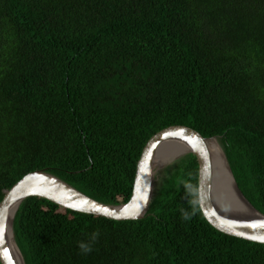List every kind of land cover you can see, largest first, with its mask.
<instances>
[{
	"label": "trees",
	"instance_id": "trees-1",
	"mask_svg": "<svg viewBox=\"0 0 264 264\" xmlns=\"http://www.w3.org/2000/svg\"><path fill=\"white\" fill-rule=\"evenodd\" d=\"M176 124L217 139L264 214V0H0V203L42 170L124 204ZM198 172L193 153L165 169L136 221L28 198L15 240L27 264H264V244L205 219Z\"/></svg>",
	"mask_w": 264,
	"mask_h": 264
},
{
	"label": "water",
	"instance_id": "water-1",
	"mask_svg": "<svg viewBox=\"0 0 264 264\" xmlns=\"http://www.w3.org/2000/svg\"><path fill=\"white\" fill-rule=\"evenodd\" d=\"M174 141L182 142L188 148L184 153H193L198 160V201L200 209L212 227L218 232L245 241L264 244V214L258 211L244 196L233 175L226 155L215 137L204 138L195 129L176 124L154 134L147 142L137 164L133 193L124 204L101 203L64 179L47 171H34L27 174L11 189L5 191L0 203V260L2 264H20L23 256L14 237V221L28 198L40 197L74 211L88 213L115 221L140 220L146 217L150 205L156 197V173L154 160L164 147L171 151ZM210 141L216 142L226 159L228 177L214 182ZM182 154V153H181ZM87 202V203H85ZM11 239L15 248L8 243L7 222L12 211Z\"/></svg>",
	"mask_w": 264,
	"mask_h": 264
},
{
	"label": "bare ground",
	"instance_id": "bare-ground-1",
	"mask_svg": "<svg viewBox=\"0 0 264 264\" xmlns=\"http://www.w3.org/2000/svg\"><path fill=\"white\" fill-rule=\"evenodd\" d=\"M169 144H174L173 146H171V151H166L164 152V146L162 149H160V151L158 152L155 160H154V170L155 167L157 170H160L163 166H165L168 162L171 161V159H174L178 156L181 155V153L183 154L185 151L188 150L187 146L185 144H183L182 142H177L174 141V143H169ZM210 152H211V160H212V175L214 177V182L215 181H220L223 178L228 177V173L227 172V165H226V159L225 156L220 148V146L214 142V141H210ZM158 176V175H157ZM16 208L12 211L10 218H8V222H7V231H8V243L12 248H15L14 242L11 239V228L10 224H11V219L13 218L15 212H16ZM18 256V260L20 264H25L22 257L20 255Z\"/></svg>",
	"mask_w": 264,
	"mask_h": 264
},
{
	"label": "clouds",
	"instance_id": "clouds-1",
	"mask_svg": "<svg viewBox=\"0 0 264 264\" xmlns=\"http://www.w3.org/2000/svg\"><path fill=\"white\" fill-rule=\"evenodd\" d=\"M183 217H184V219H188L189 218L188 213L184 212ZM97 237H98V233H93L89 242H80L79 243L78 246H79L82 254H88L92 251V245L96 241Z\"/></svg>",
	"mask_w": 264,
	"mask_h": 264
},
{
	"label": "rangeland",
	"instance_id": "rangeland-1",
	"mask_svg": "<svg viewBox=\"0 0 264 264\" xmlns=\"http://www.w3.org/2000/svg\"><path fill=\"white\" fill-rule=\"evenodd\" d=\"M186 153H183L181 154L180 156L174 158V159H171L170 162H168L165 166H163L160 170L157 171L156 173V179H157V182H156V185L158 186L162 179H164L166 177V174H164V171L165 169L169 168L171 165H174L177 161H179L183 156H185ZM158 175V176H157Z\"/></svg>",
	"mask_w": 264,
	"mask_h": 264
},
{
	"label": "snow or ice",
	"instance_id": "snow-or-ice-1",
	"mask_svg": "<svg viewBox=\"0 0 264 264\" xmlns=\"http://www.w3.org/2000/svg\"><path fill=\"white\" fill-rule=\"evenodd\" d=\"M85 203H87V202H85Z\"/></svg>",
	"mask_w": 264,
	"mask_h": 264
}]
</instances>
